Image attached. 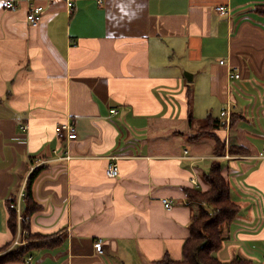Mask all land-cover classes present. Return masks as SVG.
Listing matches in <instances>:
<instances>
[{"label":"crops","instance_id":"0c3cea01","mask_svg":"<svg viewBox=\"0 0 264 264\" xmlns=\"http://www.w3.org/2000/svg\"><path fill=\"white\" fill-rule=\"evenodd\" d=\"M72 1L69 13L67 0H12L15 9L0 0V248L25 244L24 232L56 243L5 264L181 258L198 207L187 190L209 188L203 175L214 159L240 206L216 256L264 264V0ZM33 4L43 6L36 26L26 18ZM231 69L240 78L231 79ZM188 90L209 93L216 108L221 102L194 132ZM229 100L233 122L231 115L228 126L212 130L226 147L217 154L212 136H193L208 115L220 119ZM68 120L72 140L55 132ZM177 121L186 129L174 128ZM112 162L116 177L106 174ZM38 166L40 209L21 211L13 236L8 200Z\"/></svg>","mask_w":264,"mask_h":264},{"label":"trees","instance_id":"16d2710c","mask_svg":"<svg viewBox=\"0 0 264 264\" xmlns=\"http://www.w3.org/2000/svg\"><path fill=\"white\" fill-rule=\"evenodd\" d=\"M192 91L188 90L187 97L190 107L189 122H192ZM233 113V112H232ZM232 115V122L234 114ZM221 120L208 115L204 122L198 127L194 138L209 135L215 142V151L217 154L225 152V143L220 137L215 135L212 130L221 127ZM228 151L232 154L238 153L239 149L235 144L228 146ZM222 162L219 159L212 160L208 172L203 177L209 188H192L187 190L190 200L198 203L197 210L190 222V235L185 240L182 250V257L172 258L165 254L159 262L161 264H254L248 257H235L229 261H222L216 256V251L223 242L224 226L230 224L238 215L240 206L231 198L230 184L222 174ZM41 166L36 167L29 175L25 184V196L23 198L22 213L25 216L32 215L40 209L33 196V184L39 175ZM16 201V197L8 200L9 218L8 226L13 234L17 232V211L10 207L11 203ZM27 242L19 244L12 249L6 250L11 241L0 248L5 251L0 255V264L8 261L21 260L31 250L44 245L53 246L56 243L48 241L47 237L41 233H31L26 235Z\"/></svg>","mask_w":264,"mask_h":264},{"label":"built area","instance_id":"2783aa9c","mask_svg":"<svg viewBox=\"0 0 264 264\" xmlns=\"http://www.w3.org/2000/svg\"><path fill=\"white\" fill-rule=\"evenodd\" d=\"M74 5L72 0H67V6H68V12L71 13L72 12V6ZM3 6L5 8L8 9H15L16 5L12 2V0H3ZM218 10V12H220L221 14H224L227 12L225 6H218L216 8ZM42 12H43V6L42 5H31L29 6L27 13H26V18L29 22V24L31 26H36L41 18H42ZM221 63H225V60H221ZM229 76L231 79H238L240 78V72L237 69H231L229 72ZM235 107V104L229 100L227 101V105L225 107H223L220 111V120L221 123L228 126V124L230 123V117L233 111V108ZM111 112H116L115 109H111ZM55 132L56 135L61 138V139H66V140H72L74 138L77 137V131H76V126L74 124V122L72 120H68L64 123H60L58 125H56L55 127ZM188 151L185 150V153H187ZM66 157H69L68 153L65 154ZM259 156L261 158H264V143L262 144V148L260 151ZM106 174L109 177H116L119 175V167L117 162H112L111 164H109L106 168ZM191 183L198 187L199 186V182L197 180V178L195 176H192L190 178ZM25 196V190L23 189L19 195L16 198V201L14 203L10 204V207L15 209L17 211V215L19 220L23 219V216L21 215V211H22V201L23 198ZM164 206L165 207H171L172 206V201L170 199L164 198L162 199ZM27 232H24V234H26ZM21 244V243H19ZM94 246L96 248V250L98 252L102 251V246H103V242L101 238H98L95 243ZM31 257H28V259H30Z\"/></svg>","mask_w":264,"mask_h":264},{"label":"rangeland","instance_id":"374dc122","mask_svg":"<svg viewBox=\"0 0 264 264\" xmlns=\"http://www.w3.org/2000/svg\"><path fill=\"white\" fill-rule=\"evenodd\" d=\"M191 84V83H190ZM195 83H193L191 86H194ZM212 105L214 106V110H212V108H209V106ZM221 105L218 103L217 104V108H216V104H215V98L210 96L209 93L203 92V91H199L197 93H195V95H192V114L195 116V125L192 128V132H194L195 128L197 127V124L201 123V121L204 119V117L207 115L208 112H212L213 114L217 113V109L218 106ZM186 125L184 126L183 123L177 121L174 124V128H178V129H186ZM183 144H188L190 146H192L191 142L188 141L186 138L181 139ZM25 235H28V233H26ZM26 239V237H25ZM1 251H0V255H1Z\"/></svg>","mask_w":264,"mask_h":264},{"label":"water","instance_id":"95a60500","mask_svg":"<svg viewBox=\"0 0 264 264\" xmlns=\"http://www.w3.org/2000/svg\"><path fill=\"white\" fill-rule=\"evenodd\" d=\"M185 76L188 80H191L192 79V74L190 73H185Z\"/></svg>","mask_w":264,"mask_h":264}]
</instances>
